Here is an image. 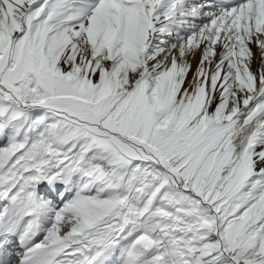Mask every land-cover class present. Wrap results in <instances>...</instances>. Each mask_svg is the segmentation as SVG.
Here are the masks:
<instances>
[{"label":"snow or ice","instance_id":"snow-or-ice-1","mask_svg":"<svg viewBox=\"0 0 264 264\" xmlns=\"http://www.w3.org/2000/svg\"><path fill=\"white\" fill-rule=\"evenodd\" d=\"M0 264H264V0H0Z\"/></svg>","mask_w":264,"mask_h":264},{"label":"bare ground","instance_id":"bare-ground-1","mask_svg":"<svg viewBox=\"0 0 264 264\" xmlns=\"http://www.w3.org/2000/svg\"><path fill=\"white\" fill-rule=\"evenodd\" d=\"M254 51H255V49H254ZM195 60H193V65H195ZM253 69H255V61H254V64H253ZM189 79H191V74H189Z\"/></svg>","mask_w":264,"mask_h":264}]
</instances>
